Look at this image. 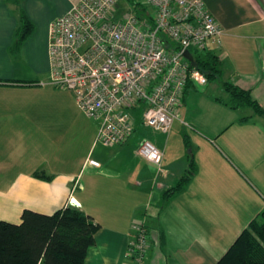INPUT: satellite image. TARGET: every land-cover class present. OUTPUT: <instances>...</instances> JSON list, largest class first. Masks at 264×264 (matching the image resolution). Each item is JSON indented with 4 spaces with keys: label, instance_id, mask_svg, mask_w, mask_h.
Returning a JSON list of instances; mask_svg holds the SVG:
<instances>
[{
    "label": "crops",
    "instance_id": "1",
    "mask_svg": "<svg viewBox=\"0 0 264 264\" xmlns=\"http://www.w3.org/2000/svg\"><path fill=\"white\" fill-rule=\"evenodd\" d=\"M78 1L0 0V219L18 222L24 208L52 213L74 203L99 224L84 264H135L127 247L136 221L148 239L141 264H213L264 208V117L230 107L223 87L246 89L264 107V0H203L223 29L220 45L204 49L218 56V75L187 83L167 133L136 116L131 136L114 146L94 143L92 121L62 122L54 111L46 121L44 109L29 106L30 90L50 84L49 25ZM20 7L33 30L13 55ZM177 127L183 140L172 138ZM142 139L162 152L159 165L130 155ZM191 159V178L164 198Z\"/></svg>",
    "mask_w": 264,
    "mask_h": 264
},
{
    "label": "built area",
    "instance_id": "2",
    "mask_svg": "<svg viewBox=\"0 0 264 264\" xmlns=\"http://www.w3.org/2000/svg\"><path fill=\"white\" fill-rule=\"evenodd\" d=\"M118 1L79 0L48 31V82L73 92L78 107L97 122L94 143L103 146L125 142L136 116L167 133L187 83H207L185 51L219 46L223 34L203 0H139L151 7V22L131 8L116 18ZM137 153L158 165L162 159L148 139L139 142ZM86 162L100 164L89 157ZM131 228L127 256L141 264L148 246L145 226L136 221Z\"/></svg>",
    "mask_w": 264,
    "mask_h": 264
},
{
    "label": "trees",
    "instance_id": "3",
    "mask_svg": "<svg viewBox=\"0 0 264 264\" xmlns=\"http://www.w3.org/2000/svg\"><path fill=\"white\" fill-rule=\"evenodd\" d=\"M6 1L20 5L22 0ZM126 1L138 18L152 21L151 7L139 0ZM19 21L10 46L13 55L33 30V24L22 7ZM191 54V65L199 68L207 80L218 75L219 60L213 51L193 50ZM223 87L228 93L230 107H250L254 113L264 117V107L251 97L248 90L228 81L223 82ZM194 171L191 159L176 185L164 191V198L179 191ZM34 174L39 178H49L41 172ZM98 226L90 214L74 203L52 213L24 208L18 222L0 219V264H84L87 248L94 243V232ZM213 264H264V208L258 219H252Z\"/></svg>",
    "mask_w": 264,
    "mask_h": 264
},
{
    "label": "rangeland",
    "instance_id": "4",
    "mask_svg": "<svg viewBox=\"0 0 264 264\" xmlns=\"http://www.w3.org/2000/svg\"><path fill=\"white\" fill-rule=\"evenodd\" d=\"M129 8V3L126 0H119L118 1V8L115 13L116 18H119L125 10ZM150 9V8H149ZM151 10V9H150ZM28 95L29 99V106H32L36 108L39 106L41 109H44V116L48 118L47 112L49 111H54L56 112L57 115L56 117H59V121L65 122L67 119L73 123L80 124V126H84V123L86 122H91L94 123L97 127V122L91 120L88 118L82 110L79 109V107L76 104V100L74 97V94L71 90L67 88H62L58 86H54L52 84H49L48 86L40 87L34 90H30ZM140 109L136 110V113H139ZM60 113V114H59ZM70 122V123H71ZM177 121H175V124ZM150 127L147 128L146 131L150 132L151 129ZM189 129V128H188ZM177 132H175L172 136V138H181L182 140L184 139L185 136H183L184 133L179 131V127H177ZM157 131V130H156ZM162 136L160 133L155 132ZM79 136V132L77 130L73 131L71 134V137L73 139H77ZM162 139H165V134L162 136ZM97 147H100L97 146ZM135 149H131L133 154H130L132 156H139L137 153L136 146L134 147ZM104 148L101 146L100 148L96 149L93 153L94 156H101ZM100 153V154H98ZM5 216V215H4ZM10 220V219H8Z\"/></svg>",
    "mask_w": 264,
    "mask_h": 264
},
{
    "label": "water",
    "instance_id": "5",
    "mask_svg": "<svg viewBox=\"0 0 264 264\" xmlns=\"http://www.w3.org/2000/svg\"><path fill=\"white\" fill-rule=\"evenodd\" d=\"M184 55L187 57V59H189L190 61L192 60V56L190 55V53L188 51H185Z\"/></svg>",
    "mask_w": 264,
    "mask_h": 264
}]
</instances>
